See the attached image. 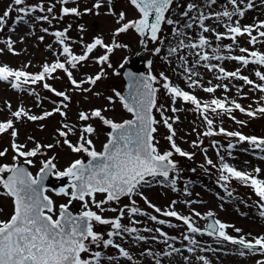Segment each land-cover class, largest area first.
<instances>
[{
  "label": "snow or ice",
  "instance_id": "6c2138e0",
  "mask_svg": "<svg viewBox=\"0 0 264 264\" xmlns=\"http://www.w3.org/2000/svg\"><path fill=\"white\" fill-rule=\"evenodd\" d=\"M74 3L75 0H59V3L66 5L68 3ZM218 0H205L204 8H212L216 5ZM244 0H225L221 5L222 11L205 13L200 6L194 3H189L186 6V10L181 13L182 18H188L186 22L180 27V20H173L167 18L166 14L169 12L173 0H129V3L138 11L140 18L136 20L125 21V13H119L117 23L120 25L112 33L113 40L111 44H105L102 37L94 38L93 42L83 45L82 54H74L71 46L66 43L70 38L67 36L68 28L64 30H58L51 32L50 34L55 37L56 43L60 46V50L56 51L49 45V49L53 51V54L57 57L51 64L44 63L42 70L39 73L32 74L23 69L14 70L7 65L0 66V81L10 83L11 87L16 90L23 89L22 85L43 82V88L52 92L57 97H62L61 106L55 107L53 111H45L41 115L30 114L23 107L11 112V115L17 120L26 118L28 121L44 120L54 113H59L61 116H66V113L62 111V108H66L67 104H63V101H69L70 96L63 91H57L49 83L45 82L46 77L48 79H54V73L57 70H62L71 85L78 90L91 91L90 88L83 89L82 85L87 83L95 85L104 75L103 69L100 73H97L94 77L87 76L81 81H77L73 77V69H76L82 62L88 61L90 54L98 48H104L105 54L96 58V63L103 65L108 64V67H112L109 62V54L117 48H127V45L120 44L115 38L121 33H126L130 29H134L141 37L149 38L153 43L158 41V33L161 31L162 24L174 26L172 29V36L175 39V45L168 47V55H174L179 49H190L192 55L196 57L193 61L192 68H188L187 58L181 56L180 59L184 61L182 65L184 72L187 73L186 79L189 81L188 87H202L198 79L193 77L199 76V73L194 69L200 65L201 61L209 62L211 60L228 59L239 62L241 65L247 67L249 64L259 65L264 67V52L258 50H250L248 48L240 47L241 53L247 55L240 56H222L219 54L220 48L217 45L216 48H212V55L203 51L206 47H211L210 41L204 33H213L215 39L220 41L221 39H230L233 43L237 42V37L247 35L249 37L248 43L255 46L256 44H264V41L259 38H264V21L252 25L241 26L239 19L233 21V17H244L245 9L240 7ZM104 4L109 5L108 12L106 14L115 15L111 10L112 0H96L93 4V9H100ZM231 5V10H229ZM179 3L177 7H179ZM55 5L49 6L47 9L43 5L28 6L25 4V0H11L9 7L0 15V31L3 30L7 23V18L12 11L18 13L15 17V23H27V17L31 16L36 11L47 12L51 14ZM254 7L252 0L248 2V9ZM93 9H85L86 13L92 12ZM196 10L197 16H190V13ZM63 15L73 14L76 16L81 15V12L77 7L62 8ZM98 14V13H97ZM55 18V17H53ZM61 19L63 16L60 17ZM151 18V19H150ZM224 18L227 19L225 23ZM214 19L218 23H224L226 32H217L215 28L206 25L205 21ZM36 21H46L51 23L48 15L36 16ZM190 21V22H189ZM194 24L201 30L198 35V39L195 41L193 37L188 35L184 29H192ZM70 27V26H69ZM83 27L81 26V31ZM12 31H15L13 28ZM43 32L49 33L48 28H43ZM253 32L258 35H253ZM43 41L44 37H39ZM187 40V43L185 42ZM6 46L10 52L16 54L13 49V42L9 38L5 41ZM142 45L146 47V41L142 39L140 41ZM160 43H164L163 40ZM231 50V45L228 46ZM3 49H0L2 52ZM153 54H159L161 48L157 47L152 50ZM64 57L63 61L60 57ZM129 58H125L124 62L120 65L124 68L128 63ZM148 66H151V61L148 62ZM203 67L209 71L214 69L218 70L219 75L217 79H239L244 82L245 85L252 86L253 89L259 90L264 94V72L259 69L255 70L254 75L259 79L261 83L249 79L248 76L241 75L240 69L236 71L227 72L223 67L219 65L205 63ZM119 74V73H117ZM125 76L128 78V96L125 97L119 91L113 90L114 96L122 103L123 108L131 113L132 118L123 120L122 122H115L106 118L102 112L107 109L96 108L91 112L81 111L79 113L80 121H88L93 118H98L104 125L110 128L108 132L107 142L103 144L102 151H97L93 140L90 138L95 133V128L91 124H87L79 129L80 135L77 142L73 144L68 136L75 134L76 128L70 126L67 123H62L61 129L58 130V136L63 140H57V144L61 142L67 145L73 153H83L89 159L85 162L83 159L73 160L64 170H58L57 165L54 163L56 157H50L41 161L39 171L35 176L28 170V167L24 165H33V159L38 154H41L42 149H52L56 145L47 144L41 145L39 143L31 150H23L24 145H18L15 142L17 131L14 130L13 120L6 122H0V134L6 132L9 129H13L11 135L13 137L12 149L15 152L13 156V163L0 164V188L5 195L12 200L13 211L10 218L6 221H0V264H102L103 260H107L109 264L113 261L119 260V258H126L128 261H133V256L128 250H126L120 243H117L113 237L119 239H125V236L132 238L134 242H143L148 239L162 242L168 246L169 250L163 252H153L151 249H146L141 252L140 255H146L152 257L155 260V264H161L163 258H171L173 254H181L180 248H175L168 241L175 240L176 237H168L167 233L160 228L144 229L146 232L155 231L158 236L145 237L139 234V229L134 226L125 225L122 223L125 215H129V224L134 225L140 223V221L131 219L132 216L146 215L139 208L135 206L136 201L132 200L133 196L139 195L145 203L154 209L156 213H161L165 217H174L179 221H182L187 226L188 232L192 234L208 235L210 237L215 236L218 244L228 242L236 246V254L244 257L246 255L260 254L264 256V234L252 236L251 233L246 236L234 237L227 234L226 229L233 227L232 225L225 224L220 220H213L212 223L207 224L205 229H201L194 225L191 216H182L174 210H161L160 208L152 205L146 197L143 196L141 188L152 183L167 185L175 191L176 179L170 178V173L177 172L176 162L172 159L174 153L182 157L192 158V154L183 151L175 143V129L173 123L178 121V117H166L163 118V124L168 129L169 135L166 139L171 145L169 151L160 152L155 140V133L157 132V125L161 123L154 115L153 110L163 113L165 109L163 106L157 104V92L158 88L154 87V84L163 81L162 87L166 90V93L170 95L172 100L171 111L176 113L181 109H177L174 105L177 99L184 102H190L194 105V110L202 116L207 130L202 134L203 136L224 135L226 137H235L236 144H242L247 142L250 146V150L253 152L264 153V137L245 136L241 132L232 131L229 132L223 127L218 130H214V119L210 118L208 113H212L216 117L230 115L233 110H239L241 113L246 114L249 117L255 118L257 114L264 116V105H260L256 109H251L249 105L248 109H245L235 100L228 101L225 99L213 98L211 101L202 102L195 95L190 94L188 91L182 90L178 86H174L169 81L168 77L163 73L160 74V80L151 73L135 74L132 72H125ZM211 82L209 81V84ZM223 87L227 92L230 89L228 85H215L209 87H203V91L206 93H214L217 88ZM242 90V89H240ZM29 94H34L29 91ZM99 95V93H95ZM109 103H115L112 96L106 98ZM261 100H264V95L261 96ZM53 103H56L55 101ZM9 109L11 105L8 104ZM235 120L234 116H231ZM172 120V123H169ZM237 124L243 125L244 121H235ZM29 139H32L29 137ZM236 144L229 143L227 149L229 155H231V149L236 147ZM197 142H193V147H198ZM216 148V144H213ZM248 150V149H246ZM7 149L0 151V157H4L7 153ZM207 151L206 149L204 150ZM217 156L219 157L221 164L219 171L222 173L220 179L223 181H229L231 179L239 180L241 183L250 186L256 196L259 198L257 201V207L259 209V216L264 219V180L258 179L257 176L260 173V168H255L252 173L242 172L236 168L230 166L224 162V157L220 156V149H217ZM20 158H23V163H20ZM260 159H264V155L260 156ZM207 164L212 167H217L211 159H207ZM227 173V175H224ZM55 175L57 179L67 178L68 184L60 189H52L56 195H63L68 198L67 204H60L58 207L54 201L46 194L49 190L45 187V180L50 176ZM223 186V185H222ZM187 193V187L185 188ZM97 194H104V198L97 200ZM231 196L232 193L228 192ZM121 197H128L131 201V207L125 205L123 208H105L111 202L118 203ZM79 201L81 204V210L74 214L70 208L73 202ZM175 201H173V205ZM95 207L98 211H94ZM127 210V212H126ZM105 211L118 212V215L113 218H105L101 213ZM195 216L200 217L199 212L193 213ZM208 217H214V213L209 211L205 219ZM151 221L160 225H164L166 221L164 219H158L156 215L150 216ZM96 225H108L111 230L106 233L95 231ZM172 226V225H169ZM235 231L240 233L242 230L236 228ZM136 234V235H133ZM160 237H164L163 241ZM184 239L188 241L190 245L199 246V242L193 237L185 234ZM96 248L107 249L112 247L117 250L118 256H104L102 251H93L92 246ZM201 251H209L213 249L201 248ZM188 252H194L195 247H188ZM187 261V257H184ZM197 260L202 261L203 264H211V262L204 256H198ZM256 264H264V259H259Z\"/></svg>",
  "mask_w": 264,
  "mask_h": 264
},
{
  "label": "rangeland",
  "instance_id": "374dc122",
  "mask_svg": "<svg viewBox=\"0 0 264 264\" xmlns=\"http://www.w3.org/2000/svg\"><path fill=\"white\" fill-rule=\"evenodd\" d=\"M96 0H75L74 3L70 2L66 5L59 3V0H25V4L28 6L43 5L45 9L53 4V12L51 14L45 12L36 11L31 16L27 17V23L16 24L15 17L18 15L15 11H12L10 16L7 18L2 31H0V66L7 65L14 70L23 69L32 74L39 73L42 70L44 63L51 64L57 58L52 49L56 51L60 50V46L56 43L55 37L50 33L58 30H64L68 28L67 36L70 38L66 41L74 54H82L83 45L93 42L94 38L102 37L105 44H111L113 40L112 33L120 27L116 22L119 13H125V23L127 21L136 20L140 18L138 11L129 3V0H112L111 10L115 15L106 14L109 9V5L104 4L100 9H93V4ZM225 0H218L220 9L221 5L224 4ZM179 3V7L177 4ZM189 3H193L191 0H173V4L169 12L166 14L167 18L173 20H180V27L184 24L181 13L186 10V6ZM11 0H0V15L9 7ZM77 7L81 12V15L76 16L73 14L63 15L62 8ZM85 9H93L92 12L86 13ZM98 13V14H97ZM48 15L51 23L46 21H36V16ZM63 16L61 19L60 17ZM55 17V18H53ZM264 21L263 16H256L251 18L246 25H252ZM70 26V27H69ZM81 26L83 30L81 31ZM218 32H226V28L223 27V23H218ZM174 26L166 23L162 24L161 31L158 33V41L153 43L149 38L146 40V47L140 43L141 36L134 29H130L126 33H121L115 39L122 45H127V48H117L109 54V62L112 67H108V64L103 65L97 64L96 58L105 54L104 48H98L90 54L88 61L82 62L73 69V77L79 82L87 76H95L103 69L104 75L97 81L95 85L83 84L82 88H90L91 91H82L75 89L66 74L62 70H57L54 73V79H48L46 77L45 82L52 85L57 91L66 92L70 96L71 104H67L66 108H62V111L66 113V116H61L59 113H54L52 116L37 121H28L26 118L17 120L11 115V112L18 110L23 107L26 111H29L33 115H41L45 111H53L55 107L61 106V101L58 100L52 92L43 88V82L35 85L27 84L22 85L23 89L27 90H16L13 89L8 82L0 81V122H6L13 120L14 130L17 131L15 142L18 145H24L23 150L33 149L37 143L41 145L53 144L56 145L52 149H42L41 154H38L33 159L34 163L30 168L33 176L37 174L41 166V161L46 160L50 157H56L54 163L57 165L58 170H64L73 160L83 159L87 161L89 158L83 153H73L67 145L62 142L57 144V140H63L62 137L58 136V130L61 129L62 123H67L70 126L76 128L75 134H70L68 139L75 144L78 136L80 135L79 129L87 124H91L95 128V133L90 137L93 140L97 151H102V146L107 142L108 132L110 128L104 125L98 118H93L88 121H80L79 113L81 111L91 112V110L100 108L107 109L102 114L115 122H122L126 119H131V113H128L122 106V103L114 96L113 90L119 91L121 94L125 89V82L122 77L124 68L135 62V56L138 54L142 47V52L139 57L144 62L151 61V66L142 65L141 69L149 74L156 76L160 80V74L163 73L168 77L172 85L180 87L184 91H188L190 94L195 95L202 102L211 101L213 98L225 99L228 101L235 100L245 109L249 108L256 109L260 105H264V100H261L262 94L259 90H255L250 85H245L242 80L239 79H217L219 75L218 70L214 69L209 71L207 68L201 69V73L196 78L200 81L202 87L189 88L186 85L185 80L180 81V74H185L182 65L184 61L180 59L181 56L187 58V67L191 68L194 55L191 54V50L184 48L179 49L176 54L169 56L168 47L172 44V29ZM15 31H12V29ZM43 28H48L49 33L42 31ZM264 31V29H261ZM253 35L258 33L253 32ZM43 36L44 39L41 41L39 37ZM11 39L13 42V49L16 54L10 52L6 46L5 41ZM264 41V38H259ZM163 40L164 43H160ZM249 37L247 35L237 37V42L233 43L230 39H221L217 41L215 37L210 40L211 47H206L203 51L212 55V48H216L219 45L222 56H240L247 55L239 51L240 47L248 48L250 50H258L264 52V44H256L255 46L248 43ZM231 45V50L228 46ZM161 48L159 54H153L154 48ZM129 58L128 63L124 68L120 65L124 62L125 58ZM63 61L64 57H60ZM212 64L223 67L227 72L236 71L240 69L241 75L248 76L249 79L256 83H261L259 79L254 75L255 70L259 69L264 72V67L259 65L249 64L247 67L241 65L237 61L222 59L219 61L213 60ZM119 73V74H117ZM209 81L211 82L209 84ZM163 81L154 84L158 88L157 92V104L163 106L165 109L163 117L161 112L156 109L153 110L154 117L161 121L158 124L155 140L159 151L165 152L172 150L169 141L166 137L169 135L168 129L163 124V118L166 117H178V121L173 123L175 129L174 140L178 147L183 151L191 153L192 158L182 157L178 154L173 155L172 159L176 162L177 172L170 173V178L176 179L175 191L167 185L152 183L150 186L146 185L141 188L143 196L147 198L152 205L163 210H174L182 216H191L195 226L202 230L206 228V217L209 211L214 213L216 220L232 225L226 229L227 234L234 237L246 236L251 233L252 236L264 234V219H261L257 207L258 197L254 190L239 180L231 179L229 181H223L220 179L222 173L219 171L221 161L217 156V149H220V156L224 157V162L237 169L244 167V170L237 169L242 172L254 173L255 168H260V173L257 178L264 180V159H260V156L264 153L253 152L250 150V146L247 142L242 144H236L235 137H226L224 135H213L203 136L202 134L207 130L200 113L194 110V105L190 102H184L177 99L175 107L181 109L180 111L173 113L171 111L172 100L166 90L162 87ZM228 85L229 91H225L223 87L217 88L214 93H206L202 89L203 87L215 86V85ZM242 89V90H240ZM31 91L34 94H29ZM95 93H99L96 95ZM112 96L115 103H109L106 99ZM56 103H53V102ZM8 104L11 105L9 109ZM65 104V103H63ZM209 117L214 119V130H218L223 127L229 132L237 131L241 132L245 136H256L264 137V116L257 114L255 118L249 117L239 110H233L228 115L216 117L212 113H208ZM235 117V120L231 118ZM244 121L243 125L237 124L235 121ZM172 123V120H169ZM13 129H9L6 132L0 134V151L7 149V153L4 157H0V164H11L13 163V156L15 152L12 149L13 137L11 132ZM42 132V133H41ZM43 136V137H42ZM31 137L32 139H29ZM199 144L198 147H193V142ZM236 144L234 149H231V155L227 145L229 143ZM216 144V148L213 144ZM207 150L206 152L204 150ZM248 149V150H246ZM207 159H211L217 167H212L207 164ZM20 163H23V158H20ZM235 163L236 165H233ZM227 175V173H224ZM223 185V186H222ZM187 187V193L185 188ZM3 189L0 188V193ZM228 192L232 195L229 196ZM46 194L54 201L58 207L60 204H67L68 198L63 195H56L52 189H49ZM104 198V194H97L96 199L101 200ZM132 200L136 201L135 206L139 208L146 215L132 216L131 219L140 221L138 224H129V215H125L122 223L129 226H134L139 229V234L145 237L158 236V233L146 232L144 229L160 228L162 231L167 233L168 237H176L175 240H169L168 243L175 248L182 250L181 254H173L169 258H163L161 264H203L202 261L197 260L198 256H204L208 259L211 264H256L259 259H264V256L260 254L246 255L241 257L236 254V246L224 242L218 244L215 236H208L206 234H192L188 232L187 226L182 221L177 220L174 217H165L161 213H156L152 207H150L145 201L139 196H133ZM173 201L175 204L173 205ZM125 205L131 207V201L128 197H122L118 203L111 202L104 205L105 208H123ZM75 214L81 210V204L79 201L73 202L71 208ZM94 211H98L93 207ZM13 211V205L11 198L0 194V221H6L10 218ZM127 212V210H126ZM199 212L200 217L195 216L193 213ZM105 218H113L118 215V212L105 211L101 213ZM156 215L158 219H164L166 223L160 225L156 222L151 221L150 216ZM172 225V226H169ZM236 228L241 229L240 233L235 231ZM95 231L102 232L107 238L106 233L111 230L108 225H96ZM187 234L193 237L199 242V246H193L184 239V235ZM136 235V234H133ZM251 238V237H247ZM113 239L120 243L126 250L133 256V261H128L126 258H119L118 262L113 261L112 264H155V260L152 257L146 255H140L141 252L146 249H151L153 252H163L169 250L168 246L162 242L158 243L151 239L143 242H134L131 237L125 236V239L121 240L118 237ZM165 238L160 237L163 241ZM188 247H195L194 252H188ZM201 248L213 249L209 251H201ZM93 251H102L103 255L106 256H118L116 249L109 247L104 249L96 248L92 246ZM221 254L220 259L216 258V254ZM223 256V257H222ZM184 257H187L185 261ZM102 264H109L105 259Z\"/></svg>",
  "mask_w": 264,
  "mask_h": 264
},
{
  "label": "bare ground",
  "instance_id": "6f19581e",
  "mask_svg": "<svg viewBox=\"0 0 264 264\" xmlns=\"http://www.w3.org/2000/svg\"><path fill=\"white\" fill-rule=\"evenodd\" d=\"M194 4H197L198 6H200V8L205 11V13H209V12H216L217 10L220 9V6L218 5V3L216 5H213L212 8H204V3H205V0H191ZM248 2L249 0H244V2L242 4H240V7L242 9H245V15L244 17H233V21L239 19V22L241 24V26H245L247 22H249V20L251 18H254L256 16H263L264 17V0H252V3H254V7H252L251 9H248ZM229 10H231V5H229ZM198 15V12L196 10H193L191 13H190V16H197ZM188 18H182V20L184 21V23L186 22ZM224 21L225 23H227V19L224 18ZM190 22V21H189ZM205 24L206 25H209L213 28L216 29V31L218 32V22L215 21L214 19H210V20H207L205 21ZM223 27L224 26V23H223ZM226 28V27H225ZM184 31L190 35L191 37H193V40L195 41L196 39H198V35L200 34L201 30L198 28V26H196L194 24L193 28L192 29H184ZM204 35L206 36V38L210 40H212L215 36L213 35V33L209 32V33H204ZM171 42L173 45H175L176 41L175 39L171 38ZM187 43V40L185 41ZM193 51V50H191ZM211 56V55H210ZM196 59V57L194 56L193 57V61ZM213 60L209 61V62H204V61H201L200 62V65L197 66L194 71L197 72V73H201V69L203 67V65L205 63H210L212 64ZM193 64V62H192ZM192 68V66H191ZM205 68V67H203ZM180 81L181 80H185L186 82V85H188L189 81L186 79L187 77V73H183V74H180ZM198 77V76H197ZM197 77H193L194 79H196ZM42 133V132H41ZM43 137V136H42ZM233 165H236L235 163H233ZM237 166V169H241V170H244L245 169V166L244 167H239V165H236ZM246 170V169H245ZM216 258L220 259L221 257V254H216L215 255ZM223 257V256H222Z\"/></svg>",
  "mask_w": 264,
  "mask_h": 264
},
{
  "label": "water",
  "instance_id": "95a60500",
  "mask_svg": "<svg viewBox=\"0 0 264 264\" xmlns=\"http://www.w3.org/2000/svg\"><path fill=\"white\" fill-rule=\"evenodd\" d=\"M151 19V18H150ZM142 39V37H141ZM143 39L146 41L147 37H143ZM142 52V47L139 50L138 54L135 56V62L126 66L122 72V77L124 79L125 82V90L123 91L122 95H124L125 97L128 96V78L125 76V72H132L135 74H144L147 75V73H145L142 69L141 66L142 65H148V62H144L140 57L139 54ZM155 87V85H154ZM58 99L60 101H62V97H58ZM63 103L65 104H71V100L69 101H63ZM87 162V161H86ZM25 167H28V165H24ZM28 170L30 171L29 167ZM31 172V171H30ZM68 184V180L67 178L64 179H57L55 175L50 176L47 180H45V187L47 189L51 188V189H60L61 187H65ZM122 198V197H121ZM75 214V213H74ZM213 220H216L215 217H208L206 218V226L209 223H212Z\"/></svg>",
  "mask_w": 264,
  "mask_h": 264
}]
</instances>
